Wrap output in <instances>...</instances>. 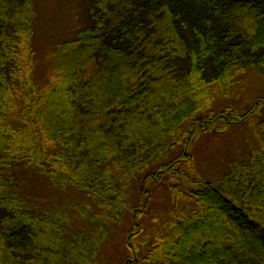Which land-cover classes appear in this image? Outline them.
<instances>
[{
  "label": "trees",
  "instance_id": "obj_1",
  "mask_svg": "<svg viewBox=\"0 0 264 264\" xmlns=\"http://www.w3.org/2000/svg\"><path fill=\"white\" fill-rule=\"evenodd\" d=\"M85 1L39 84L36 2L0 0V264H93L101 243L27 202L21 169L84 192L83 217L130 213L123 264H264V98L232 106L245 75L264 80V0ZM246 123L248 164L193 170L202 134ZM164 186L168 209L148 211Z\"/></svg>",
  "mask_w": 264,
  "mask_h": 264
},
{
  "label": "rangeland",
  "instance_id": "obj_2",
  "mask_svg": "<svg viewBox=\"0 0 264 264\" xmlns=\"http://www.w3.org/2000/svg\"><path fill=\"white\" fill-rule=\"evenodd\" d=\"M35 2L37 10L33 39L36 55L35 79L39 84H44L53 74L52 61L56 44L71 38L75 31L86 24V19L82 15L86 1L35 0ZM240 87L242 90L239 91V96L232 99V106L240 112L246 111L258 97L264 98V80L257 75L251 73L245 75ZM254 127L251 123H246L232 127L224 135L214 132L202 134L192 146L195 158L193 170L203 178L217 182L234 166L248 164L252 150L260 146ZM17 177L22 180L20 191L27 202L39 210L67 214L69 220L67 225L65 224L66 234L81 233L85 237L101 239L96 249L98 256L90 255L93 257L90 260L93 264H123L127 255L126 233L130 229L128 224L130 213L126 215L128 222L123 225L109 219L99 208L93 212L95 217L86 218L77 209L80 205L90 203L84 192L71 186L57 187L47 177L38 175L30 169L18 170ZM183 181V186L187 188L186 180ZM148 188H151V182L147 184L146 189ZM151 190L148 211L157 213L168 209L170 197L166 186ZM102 221L105 223L101 228ZM86 247L92 252L93 248L88 245Z\"/></svg>",
  "mask_w": 264,
  "mask_h": 264
}]
</instances>
